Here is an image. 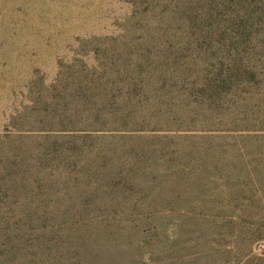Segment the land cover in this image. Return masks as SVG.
I'll list each match as a JSON object with an SVG mask.
<instances>
[{"label": "rangeland", "instance_id": "374dc122", "mask_svg": "<svg viewBox=\"0 0 264 264\" xmlns=\"http://www.w3.org/2000/svg\"><path fill=\"white\" fill-rule=\"evenodd\" d=\"M0 264H264V0H0Z\"/></svg>", "mask_w": 264, "mask_h": 264}]
</instances>
